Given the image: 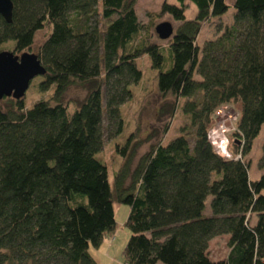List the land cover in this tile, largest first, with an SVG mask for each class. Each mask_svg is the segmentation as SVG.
<instances>
[{"label": "trees", "instance_id": "trees-1", "mask_svg": "<svg viewBox=\"0 0 264 264\" xmlns=\"http://www.w3.org/2000/svg\"><path fill=\"white\" fill-rule=\"evenodd\" d=\"M137 1L12 0V22L0 15V53L10 42L15 55L34 52L47 31L34 52L46 75L31 86L50 95L0 102V264H97L89 247L116 232L115 202L130 209L126 264H264V174L251 180L245 161L264 127V0H235L233 24L202 48L203 27L227 14L226 0L163 3L157 18L179 24L166 50L142 35ZM143 58L157 73L160 120L180 109L188 124L137 163L130 136L113 189L99 155L105 131H125ZM73 87L87 93L71 114ZM222 110L237 114L226 154L211 140ZM221 236L229 253L215 261L210 243Z\"/></svg>", "mask_w": 264, "mask_h": 264}, {"label": "rangeland", "instance_id": "rangeland-1", "mask_svg": "<svg viewBox=\"0 0 264 264\" xmlns=\"http://www.w3.org/2000/svg\"><path fill=\"white\" fill-rule=\"evenodd\" d=\"M235 0H226L229 10L222 18H214L210 23L204 25L202 32L198 39V46L202 48L208 41L215 40L219 35L220 29L233 24L235 9ZM163 3L178 6L176 0H138L136 4V13L142 25V35L145 37L150 36L152 42L157 43L161 48L165 49L169 46V41H161L156 32V27L163 22H170L173 24L175 30L179 24L176 23L171 17L164 19L157 18L160 13ZM197 8L193 4L187 3L186 17L188 20H194L197 16ZM46 32H41L37 36V41L34 52H37L39 46L44 41ZM14 46L13 42L7 44L6 49L9 51ZM31 52V53H34ZM167 56V53L164 52ZM168 69V66H165ZM139 68L143 71L142 80L133 89V98L127 102L122 108V117L125 122V131L119 138H112L107 131H105L104 147L99 155V158L106 164L109 173V182L111 188L114 189V177L123 163V157L119 153L126 145L130 136L135 135L131 142L130 152L135 146V163L147 152L150 151L152 146L156 144H166L180 135L181 129L186 127L188 120L183 116L179 109L174 118H164L160 120V108L164 105V101L159 93L156 72L152 70L151 63L148 58H143L139 61ZM40 77L36 78L35 82H40ZM87 91L81 87L71 88L64 100V104L68 107L69 112L72 114L80 106L86 97ZM50 95L47 93H40L36 88H31L27 92V101L30 104L40 100L42 97L48 98ZM183 102V101H182ZM216 121V130L218 138L223 136L228 137L229 132L233 129L234 119L237 114L231 119L229 117L230 111H224ZM168 125V131L165 132ZM107 126V125H105ZM215 137V138H216ZM224 139V138H223ZM264 143V127L260 136L255 141L252 152L245 158L250 164V177L251 180H258L264 174V168H261L260 161L262 158V146ZM129 152V153H130ZM211 199L207 201L206 214L211 213L210 209ZM115 219L117 223L116 232L109 236L104 245L100 249L89 247V253L97 264H126L124 260V250L130 239L131 233L125 227L128 219L130 209L126 205L115 202L114 204ZM256 219H253V224ZM229 236H221L215 238L210 243L209 255L212 260H224L228 253Z\"/></svg>", "mask_w": 264, "mask_h": 264}, {"label": "water", "instance_id": "water-1", "mask_svg": "<svg viewBox=\"0 0 264 264\" xmlns=\"http://www.w3.org/2000/svg\"><path fill=\"white\" fill-rule=\"evenodd\" d=\"M13 10L12 0H0V15L8 24L12 22ZM155 32L161 41H168L174 37L175 28L172 23L163 22L156 27ZM45 75L46 70L34 53H0V102L7 98H25L31 83Z\"/></svg>", "mask_w": 264, "mask_h": 264}, {"label": "built area", "instance_id": "built-area-1", "mask_svg": "<svg viewBox=\"0 0 264 264\" xmlns=\"http://www.w3.org/2000/svg\"><path fill=\"white\" fill-rule=\"evenodd\" d=\"M222 113H225L224 112V110H222V111H219L218 113H217V119L222 115ZM234 114V112H230L229 113V117L231 118V119H233V117L235 116V115H233ZM236 119H237V116L235 117V119H234V122L236 121ZM215 133H217L216 132V130H214L212 133H211V140H212V142L217 146V147H219L220 145L222 146V148H223V150L225 151L224 153L226 154V150H225V148H226V146H227V142H226V136L224 137L223 136V138H218V137H216L217 136V134H215ZM216 137V138H215Z\"/></svg>", "mask_w": 264, "mask_h": 264}]
</instances>
